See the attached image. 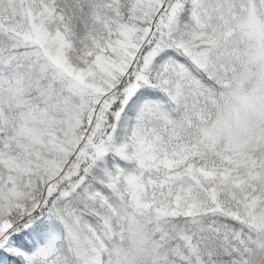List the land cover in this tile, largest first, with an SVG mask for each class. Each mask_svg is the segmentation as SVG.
I'll use <instances>...</instances> for the list:
<instances>
[{
  "label": "snow or ice",
  "instance_id": "1",
  "mask_svg": "<svg viewBox=\"0 0 264 264\" xmlns=\"http://www.w3.org/2000/svg\"><path fill=\"white\" fill-rule=\"evenodd\" d=\"M0 264H264V0H0Z\"/></svg>",
  "mask_w": 264,
  "mask_h": 264
}]
</instances>
